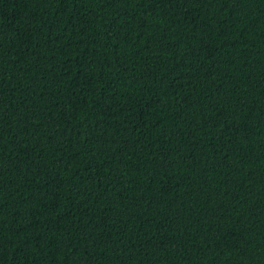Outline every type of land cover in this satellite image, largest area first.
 <instances>
[{
    "label": "trees",
    "instance_id": "trees-1",
    "mask_svg": "<svg viewBox=\"0 0 264 264\" xmlns=\"http://www.w3.org/2000/svg\"><path fill=\"white\" fill-rule=\"evenodd\" d=\"M0 264H264V0H0Z\"/></svg>",
    "mask_w": 264,
    "mask_h": 264
}]
</instances>
